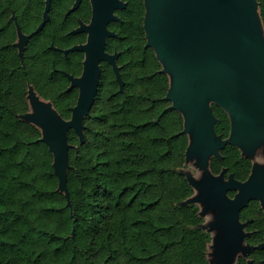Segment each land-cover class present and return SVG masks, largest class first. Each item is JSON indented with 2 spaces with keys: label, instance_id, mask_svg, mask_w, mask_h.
<instances>
[{
  "label": "trees",
  "instance_id": "trees-1",
  "mask_svg": "<svg viewBox=\"0 0 264 264\" xmlns=\"http://www.w3.org/2000/svg\"><path fill=\"white\" fill-rule=\"evenodd\" d=\"M14 39L12 21L0 19V264H207L209 235L197 207L182 202L191 193L185 140L156 59L143 64L142 76L154 79L142 81L140 97L98 98L84 140L68 130L66 195L52 151L22 114L27 81L64 118L75 98L48 59L32 49L22 58Z\"/></svg>",
  "mask_w": 264,
  "mask_h": 264
},
{
  "label": "flooded vegetation",
  "instance_id": "flooded-vegetation-1",
  "mask_svg": "<svg viewBox=\"0 0 264 264\" xmlns=\"http://www.w3.org/2000/svg\"><path fill=\"white\" fill-rule=\"evenodd\" d=\"M151 1L0 0V19L12 21L13 44L21 50L22 58L36 50L40 61L48 59L49 72L64 76L67 84L63 91L75 98L71 115L80 93L79 84L72 79L83 75L88 54L98 67L89 111L98 98L109 94L140 97L142 81L154 79L142 76L143 64L152 65L156 59L164 72L154 46L148 42L146 23ZM73 46L84 48L64 52ZM164 73L166 108L172 112L174 132L185 140L183 163H196V172L189 171L190 179L185 175L191 187L186 198L197 197L189 203L197 207L200 226L209 228L202 227L209 235L207 264H264V203L259 197H243L237 185L264 170V119H246V124L236 127L234 111L210 100L213 135L208 142L207 125L202 124V134L194 143L199 130L197 118H190L187 109L174 107L173 99L165 98L172 79ZM27 89L28 95L35 92L45 98L28 81Z\"/></svg>",
  "mask_w": 264,
  "mask_h": 264
},
{
  "label": "water",
  "instance_id": "water-1",
  "mask_svg": "<svg viewBox=\"0 0 264 264\" xmlns=\"http://www.w3.org/2000/svg\"><path fill=\"white\" fill-rule=\"evenodd\" d=\"M256 6L257 0L151 1L146 23L148 42L172 79L165 98H172L174 107L187 109L190 118H197L199 130L194 134V143L202 134V124L207 125L208 142L213 135L210 100L234 111L236 127L246 124V119H264V26ZM74 48L84 46L64 52ZM97 73L96 61L88 54L83 75L72 79L79 84L80 93L67 119L50 103L38 102L30 92L35 111L29 117L43 127L41 139L53 153L58 187L66 195L65 170L71 146L67 133L71 128L80 141L84 140L83 117L94 99ZM237 185L243 197H259L264 203V170ZM202 227L209 230L205 224Z\"/></svg>",
  "mask_w": 264,
  "mask_h": 264
},
{
  "label": "rangeland",
  "instance_id": "rangeland-1",
  "mask_svg": "<svg viewBox=\"0 0 264 264\" xmlns=\"http://www.w3.org/2000/svg\"><path fill=\"white\" fill-rule=\"evenodd\" d=\"M258 1V0H257ZM255 10H256V12L257 13H260V11H259V2H258V6H256V8H255ZM262 20V19H261ZM260 26H262L261 25V21H260ZM264 26V25H263ZM262 28V27H261ZM263 29V31H264V27L262 28ZM264 33V32H263ZM31 89V88H30ZM28 89H27V102H28V109L23 113V115H24V117L26 118V120L27 121H29L31 124H33V125H35L38 129H39V131H40V137H42L43 136V127H42V125L40 124V123H38L37 122V120L36 119H32V118H30L29 117V114H31V113H34V111H35V109H34V106H33V102H31V97H30V94L28 95ZM32 91V90H31ZM33 96H35L37 99V101L38 102H41V103H43V104H48V103H50L51 104V107L52 108H54L58 113H59V111H58V109L55 107V105L53 104V102L51 101V99H49V98H42L41 96H39V94H37V93H33L32 94ZM60 114V113H59ZM88 114V113H87ZM87 114H85L84 115V117H83V133H84V126H85V116L87 115ZM75 146V145H74ZM196 166V163L194 162V160H190V162H189V164H186V165H184L182 168H181V171H182V173L185 175V174H188V172L189 171H192L193 173H195L196 172V170H195V167ZM209 257L211 258V256H210V254H209Z\"/></svg>",
  "mask_w": 264,
  "mask_h": 264
}]
</instances>
